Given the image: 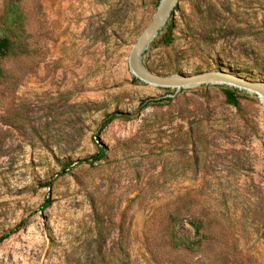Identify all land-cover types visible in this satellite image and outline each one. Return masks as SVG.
<instances>
[{"label":"rangeland","instance_id":"rangeland-1","mask_svg":"<svg viewBox=\"0 0 264 264\" xmlns=\"http://www.w3.org/2000/svg\"><path fill=\"white\" fill-rule=\"evenodd\" d=\"M11 8L22 31L0 78V264H264L259 98L135 82L128 57L156 0H0V22ZM171 21L172 42L144 55L151 71L264 81V0H179ZM112 112L127 117L99 131ZM99 146L104 160L59 174ZM196 219L203 245L172 251L170 230L191 240Z\"/></svg>","mask_w":264,"mask_h":264},{"label":"water","instance_id":"water-1","mask_svg":"<svg viewBox=\"0 0 264 264\" xmlns=\"http://www.w3.org/2000/svg\"><path fill=\"white\" fill-rule=\"evenodd\" d=\"M178 2L179 0L159 1L154 17L140 33L129 54L128 66L131 74L143 83L163 88H175V91L201 84H225L255 94L264 108V81L248 79L223 70L207 71L193 75H163L155 73L147 67L144 63V55L165 28ZM262 140L264 145V131Z\"/></svg>","mask_w":264,"mask_h":264},{"label":"trees","instance_id":"trees-1","mask_svg":"<svg viewBox=\"0 0 264 264\" xmlns=\"http://www.w3.org/2000/svg\"><path fill=\"white\" fill-rule=\"evenodd\" d=\"M159 1L160 0H156V7L158 6ZM10 2H12V1H10ZM10 6L12 7V5H10ZM177 9H178V5L175 7L174 11L172 12L171 18L173 17V15ZM20 18H21V16L19 14H17V11H15L14 8L9 9V11H7L6 15L1 17V22H0V78H2L4 76V73H5L4 66L2 64L3 61L12 55H16L18 53V50L21 47V43L18 39V37L21 36V32H19V30L22 31V25H21V23H19ZM9 20H11V21L9 22V24L7 26V23ZM13 24L15 26H12ZM172 28H173V22L172 21L168 22L164 28L165 30L163 29L164 32H163V30L161 31V32H163L162 36H160V38H156L154 41L156 42V40L158 39V42H160V43H164L166 45L170 44L172 42V39H173L172 38ZM144 63H146L145 60H144ZM263 63H264V61H263ZM217 70L225 71L223 68H221V66H219ZM230 72L234 73L236 75L248 78V79H252V80H260V77H258V76L262 77L261 73L257 74V76H256V75H253L252 73H249V72L245 73L243 75L238 71H230ZM133 80L135 82L138 81V79L135 77H133ZM223 91H224L227 103L231 104L233 106H238L239 105V100H238L239 97H241V95H244V92L242 90H239V89H236L233 87H229V86H224ZM122 117H127V115H124V114H121L118 112H112V113L106 115L101 122L99 131H101L105 127H107L113 120H115L117 118H122ZM105 158H106V150L103 147L99 146L98 151L89 157L82 158V159L77 160L75 162H69V161L64 162L59 174L63 175L64 173H67L74 165H76V163L93 164L94 162L102 161ZM66 170H68V171H66ZM48 205H49V201H45L43 203L42 209H45L46 207H48ZM190 224L194 229V238L191 240L184 238L183 235L180 234L178 231L170 230V232L167 236V241H168L167 243H168L169 248L172 251L177 252V253L181 252V251L193 252L203 245V241L205 238H208V235L205 232V225L201 220H198V219L192 220V221H190ZM9 236H10V233L5 234V235L1 236L0 240L2 241L4 239L8 238Z\"/></svg>","mask_w":264,"mask_h":264}]
</instances>
